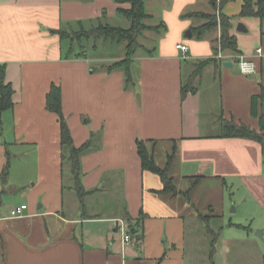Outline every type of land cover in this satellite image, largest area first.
Listing matches in <instances>:
<instances>
[{
  "label": "crops",
  "instance_id": "obj_1",
  "mask_svg": "<svg viewBox=\"0 0 264 264\" xmlns=\"http://www.w3.org/2000/svg\"><path fill=\"white\" fill-rule=\"evenodd\" d=\"M220 1L145 0L150 29L140 36L126 86L122 70H107L126 55L90 57L82 43L75 45L82 55L67 58L71 42L65 47L57 31L117 17L129 3L0 0V100L2 83L13 89V107L0 111V264H215L226 227L248 231L242 240L254 246L264 240L254 234L264 230L263 145L221 136L222 118L264 133L262 101L253 114L264 85V23L239 16L243 0ZM198 14L232 17L241 53L220 52L221 25L200 35L207 20ZM239 23L248 31H238ZM178 44L189 46L187 59ZM238 55L254 63L253 74L241 71ZM213 58L222 64L195 75ZM53 86L62 90L74 145L89 146L80 159L83 197L60 117L47 107ZM139 141L189 199L160 192L161 178L142 167ZM22 205L25 216L13 218ZM201 215L216 218L209 225L216 235ZM238 249L230 264H264V253Z\"/></svg>",
  "mask_w": 264,
  "mask_h": 264
},
{
  "label": "trees",
  "instance_id": "obj_2",
  "mask_svg": "<svg viewBox=\"0 0 264 264\" xmlns=\"http://www.w3.org/2000/svg\"><path fill=\"white\" fill-rule=\"evenodd\" d=\"M231 0H221L220 5L224 7ZM118 4L129 3L131 7L129 9L120 8V14L124 15L131 20L130 28L114 27L109 25L99 24L98 27L92 28L91 30L81 29L80 32L71 33L64 30H58L57 33L60 35L63 42H71V47L66 51L65 57H78L82 55L81 53H75V45L78 43L82 45L83 40H89L91 38L96 39H111L118 43L127 42L126 45V57L125 59L115 62L111 66L107 67L108 71L122 70L125 75L126 86L133 83L132 65L133 57L135 53L140 49L141 45L139 43V38L144 31L150 29V26L146 24V21L151 17L145 9V0H116ZM244 4L240 13V17L248 18L254 17L260 19L264 23V0H243ZM196 17H201L207 20V23L201 26L198 31L199 34H205L208 30L218 28L221 25V39H220V52H231L240 54L241 51L238 48V42L234 35H232L231 30L233 27L232 17L224 14L217 16L216 14H198ZM264 34V33H263ZM216 55H219V49L216 51ZM209 63H216L218 65L222 64V60L217 58L209 59L201 62L197 65V70L195 75L202 72L204 67ZM1 76L3 77V70L1 71ZM189 88L184 87L183 96H185ZM13 89L11 85H1V100H0V111H6L13 107ZM258 101L264 103V85L261 87V94L253 98V114L256 115V104ZM47 107L51 112L59 115L61 128H62V143L63 147L70 150V161L73 164V172L76 181V191L81 197L85 196L87 193L81 182V165L80 159L82 154L88 149V144L81 148H77L74 145V141L71 135L70 128L68 126L66 117L64 116L62 109V90L58 86H53L51 92L47 98ZM261 130L264 132V112L261 115ZM222 137H242L257 141L263 145L264 148V133H258L256 130L250 128L244 124H238L235 121H226L222 118ZM138 153L141 158L142 167L144 170L150 171L158 175L163 182V190L160 191L164 194L179 195L183 194L185 198L189 199V192H180L174 185L173 179L170 177L168 172V167H159L154 157L149 153L146 143L143 141L138 142ZM173 155L169 156V165L173 160ZM200 219L205 222L206 229L212 235L214 231L209 227L210 223L216 218L208 216H200ZM216 235V234H215ZM219 235V234H218ZM217 235V236H218ZM214 242V241H213Z\"/></svg>",
  "mask_w": 264,
  "mask_h": 264
},
{
  "label": "rangeland",
  "instance_id": "obj_3",
  "mask_svg": "<svg viewBox=\"0 0 264 264\" xmlns=\"http://www.w3.org/2000/svg\"><path fill=\"white\" fill-rule=\"evenodd\" d=\"M157 9V8H156ZM157 11V10H156ZM217 16H219V14H217ZM158 22V21H157ZM156 21H154V23H157ZM102 25H107L109 24V26H116V27H122V28H129L131 25V20L128 19L125 16L122 15H118L117 17H107L105 19H103L100 22H86L85 23V30H91L92 28H96L99 26V24ZM153 23V22H152ZM74 29L77 31H73L71 33H75V32H80L81 29H79V27L74 26ZM145 32V31H144ZM143 32V33H144ZM140 39V38H139ZM108 42L110 43H106L104 44L103 41L104 39L100 38V39H96V38H91L89 40H83V50H86V52L90 55V57H95V56H103V57H108L110 55H119V54H123L126 55V45L127 42H121L118 43L116 41H113L111 39H106ZM140 41V40H139ZM70 42H66L65 43V47H67V45H69ZM79 44L77 43L76 46H78ZM96 46V47H95ZM95 66V64H94ZM210 68H207L205 71V80L203 82V85L208 86L209 81L211 80L209 77L211 74ZM240 199V197H238V200ZM235 205L233 204L232 208ZM232 208H230V210H232ZM243 208L241 207V210H239L238 212H234L233 216H234V223H240L238 220V217L240 215L243 214ZM244 223V222H243ZM244 225H246L244 223ZM257 231V230H256ZM249 232L246 231L245 229H240V228H230V227H226L223 230V234L221 239L219 240L218 243V254L215 256V264H230L231 259L236 255V251H237V246L239 247V251L244 250L246 252L252 250V251H256L257 253H264V240H262V242L258 243V246H254V243L247 241H243L242 239H244V237L247 236ZM256 235V232L254 233ZM225 242V243H224ZM229 249V254L224 255V249ZM225 256V257H224Z\"/></svg>",
  "mask_w": 264,
  "mask_h": 264
},
{
  "label": "built area",
  "instance_id": "obj_4",
  "mask_svg": "<svg viewBox=\"0 0 264 264\" xmlns=\"http://www.w3.org/2000/svg\"><path fill=\"white\" fill-rule=\"evenodd\" d=\"M177 49L182 52L183 57L185 59H187L189 57V49H190L189 46H187L186 44H178ZM258 52L262 53V50L259 49ZM220 57H222V56H220ZM236 58L239 60L238 61L239 67L244 74H253L255 72L254 63L252 61L248 60V58H246V56L238 55V56H236ZM27 209H28L27 205H22V206L16 207L12 210L11 216L13 218H22L25 216V212ZM121 229L124 231L123 226H121ZM124 240H125V242H130L132 240V235L130 233L125 234Z\"/></svg>",
  "mask_w": 264,
  "mask_h": 264
},
{
  "label": "water",
  "instance_id": "obj_5",
  "mask_svg": "<svg viewBox=\"0 0 264 264\" xmlns=\"http://www.w3.org/2000/svg\"><path fill=\"white\" fill-rule=\"evenodd\" d=\"M237 30L240 31V32H247L248 29L246 28V26L243 24V23H239L238 24V27H237ZM186 37L187 38H192V32L191 30H189L186 34ZM233 62H224V66L226 67H233ZM256 236L260 239H263L264 238V230L260 229L256 232Z\"/></svg>",
  "mask_w": 264,
  "mask_h": 264
}]
</instances>
